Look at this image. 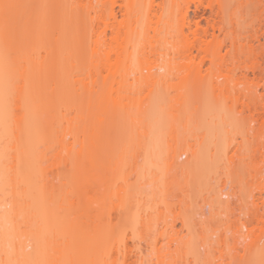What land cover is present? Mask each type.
Returning a JSON list of instances; mask_svg holds the SVG:
<instances>
[{"label": "rangeland", "instance_id": "obj_1", "mask_svg": "<svg viewBox=\"0 0 264 264\" xmlns=\"http://www.w3.org/2000/svg\"><path fill=\"white\" fill-rule=\"evenodd\" d=\"M117 1L121 2V0ZM185 2L183 0H164V2L156 0L152 6V11H154L152 13L158 16L156 14L161 11V8L166 12L172 9V13L170 12L171 14L168 16L170 21L177 22L180 20L181 6H184ZM199 2L197 4L188 3V15L194 19L193 21H198L201 26L208 27L217 18L215 16L217 0H199ZM67 4L64 0L63 10ZM117 6L115 5L116 8L119 7ZM141 8L143 9V5ZM119 11L120 8L117 10L120 20L123 12ZM253 13L250 10L247 15H244L247 16V22L243 21L242 24L245 23L246 26L238 24L243 34L240 37H244L243 40H245H241V42L252 44L258 53L264 54V27H262L264 25L258 24L257 26V14L255 13V17ZM154 15H150L151 18H149L153 24L157 21H154L157 18ZM252 16L256 18L257 22H253ZM147 18L143 16L139 21L144 23ZM140 22L139 25H142ZM251 22H253V27L248 24ZM149 23L152 24L151 21ZM241 26H245V28L243 27V29ZM209 27L208 30H211ZM236 28L238 29V27ZM216 30L214 29V31ZM149 32L152 34V31ZM216 32L215 35L218 33ZM218 35L216 42L222 38L220 37L222 34L218 33ZM220 43H223L221 45L223 53L225 48L223 46L228 41H220ZM152 58L156 59L154 56ZM157 61L153 63L160 62V60ZM138 64L139 61L134 60L130 73L127 75L126 82L131 85L140 81V79L138 82L136 81L138 73H135ZM175 71H172L171 75L163 76L154 88L156 90L152 91L151 87L149 89L142 86L143 89L138 96L137 104L123 111L110 105L113 104V97L117 95L115 88L112 90L110 86L113 84V80L118 81L119 75L114 76L106 73L95 75L94 78L98 81L93 86L92 98L90 97L93 107L90 116L86 112L89 105L86 102L89 100L85 101L84 94L80 98L78 113L80 115V118L78 117L80 132L78 131V135L90 129L91 142L88 140L90 145L84 144L85 147L77 161L78 167L75 166L77 171L74 167L69 170L65 167L66 165L62 166L63 169L58 165L59 168H57L55 162L52 163L55 161L53 155L56 146L55 148V144L51 146L52 140L50 142L49 140L56 136L53 134L57 133L55 130L57 127L53 124L52 127L55 126V129L50 127L46 121L48 116H43L45 119L39 116L42 110L44 111L43 115L44 113L48 115V104L42 103L43 101L39 103L41 95L39 89L35 91L37 94L33 93L36 99L35 103L32 100V105L36 109H34V116L31 117H36L37 122L36 125L30 126L29 130L27 128L28 131L22 130L25 132L20 135L23 136L22 140L25 137H34V145L37 144L35 151L39 161L35 160V162L37 161L35 165L37 171L34 175L38 176L33 182L37 184L34 185L38 187V191L42 195L44 194V199L41 200V210L42 213L48 215V220L44 216L45 224H41L44 234L42 257L43 255L45 258L48 256L49 259L55 257L53 252L59 248V252L56 251L58 255L55 260L62 258L65 260L64 257L67 255L58 258L60 250L63 246L67 247L71 245V242L73 243V241H70V244L66 241L65 245L59 243V241L64 242L61 240L62 237L64 240L63 235L65 234L63 233L62 237H57L54 234L52 229L55 226L53 228L54 221L51 214L58 198L69 193L66 190H70L71 193L70 187H73L69 183L65 184L70 187L62 185L64 179L61 181L60 174L64 175L65 173V180H70L69 178L75 173L76 177L73 175V179L81 177V180L77 178L80 181L78 182L80 193L78 192L79 194L76 195L79 196L76 198L70 193L67 195L70 197L72 195V199L76 198L80 204L78 211L81 210V213L86 214L85 217L84 213L82 215L83 222H85L82 227L83 225L88 227L91 230L89 234L93 232L98 234V238L95 237V239H99L100 242L93 244L95 246L96 243L97 246L98 244L103 245L102 247L98 246L101 250L96 251L94 249L97 248L91 247L93 253L91 252L89 258L92 257V260L97 251H101L105 258L109 253L107 247L111 245L108 258L104 259L102 254H98L100 263L104 264L105 260H111L110 257L116 256V261L121 258L122 262H126L125 264H264V63L253 64L251 60L244 58L242 61H235V64L229 67H215L205 59L201 63L198 73L189 78L183 79L182 74ZM104 80L106 86L100 85ZM225 82L226 84L230 82L229 87L232 93L243 94L237 104H234L232 99L227 96V92L222 91L224 89L221 87L223 84L226 85ZM155 91L159 100L156 107L149 111L153 115V117L151 115L152 123V121H146L144 115L148 110V103L154 98ZM110 97L113 99L111 100ZM183 100L186 101L185 105L180 104ZM16 101L13 102L15 105H17ZM13 103L10 104L14 108L12 105H8V112L13 109L12 111L16 113L17 106L15 107ZM45 109H48L47 112ZM11 112L7 114L9 119L6 121L7 127L12 130L18 127V130L22 129L25 120L13 122V118L8 116L12 115ZM153 118L156 119V122ZM172 131L174 132L171 133ZM173 134L178 139L186 138L192 144L194 143L199 155L198 159H203L199 160L197 165L202 168L198 169L197 167L200 172L199 176L195 175L186 179L187 183L179 168L174 169L176 165L172 163L170 165L172 158L168 149L173 142ZM84 145L80 142L77 147L80 149ZM179 155L176 158L179 165H185L190 160L189 152H181ZM229 158L232 159L229 160ZM231 160L234 163L230 162ZM228 162L232 163L231 166L228 165ZM231 167H234L232 168L233 172L229 173ZM228 169L230 170L228 171ZM68 173H71V176ZM70 181L72 184V180ZM260 184H263V187ZM4 187L6 188L4 190H8L6 186ZM68 196L67 198L71 199ZM253 206L258 208V213H261V221L257 222L251 216L252 213L249 211H253ZM261 209L262 211H260ZM32 222V217L20 219L18 229L23 237ZM243 222L250 223L248 225L250 227H243ZM77 223L79 221L74 222V224ZM72 226H74L73 230L77 229L76 225ZM85 226L84 228H86ZM239 226L242 227L238 228ZM251 227L254 228L253 232L250 233V237H247L248 229ZM67 229H69L68 226ZM82 231L85 232L83 228ZM95 233H93V237ZM99 233L102 238L99 237ZM76 236L73 237V240L77 238ZM76 240L74 241H81L78 238ZM83 240L85 241V238ZM30 242L31 240H25L28 250L33 249L29 245ZM75 242L73 245L77 249H73L71 246L67 247L68 251H65L70 256H68L70 258L68 264H81L86 256L84 249L88 247L80 246L81 243L79 245ZM101 242L103 243L101 244ZM64 247L63 250H65ZM78 247H84V249L80 250ZM111 251H113L112 255ZM86 257L88 258V256ZM63 259L60 260L61 264H66ZM117 262L119 264L121 261ZM108 263L110 264L109 261Z\"/></svg>", "mask_w": 264, "mask_h": 264}, {"label": "bare ground", "instance_id": "obj_2", "mask_svg": "<svg viewBox=\"0 0 264 264\" xmlns=\"http://www.w3.org/2000/svg\"><path fill=\"white\" fill-rule=\"evenodd\" d=\"M93 1L66 0L68 4L63 10L62 4L64 0H0V264H61L63 258L58 259L59 261L61 260L60 262L55 260L59 252V243L63 245L66 244V241L68 244H70V241L74 243V240L77 238L79 241L81 238H85V241L82 239L80 242L75 243H81V245L79 244L80 246L88 247H85L86 249H84V247H78L80 250H86L85 252L88 258L85 256V261L83 260L84 264H99L101 262L99 261L100 256L98 254L101 255L102 252L97 251L96 254L95 251L99 250L103 245L98 244L100 247L97 246L100 240L95 239V237L98 238V234L92 231L96 234H94L93 237V233L89 234L91 230L88 227L85 225L82 227V224L85 223L82 217L84 212L81 213V210L78 211L80 209V204L76 198L79 195L76 194L80 193V189L78 188L80 185L78 182L80 181H78V179L81 177L79 176L80 178L77 177L78 179H73L74 176L76 177V175H74L75 173H73L74 176L72 175V179L69 178L72 180V184H70L71 181L68 179L65 180V173L62 172V170L61 172L64 173V175L60 174L61 181L64 179L62 185H73V187L69 186L71 193L70 190L66 191L73 196L75 195L76 200L72 199V195L71 197L68 196L69 193L58 198V202H55V207L53 206V215L51 214V218H53L52 220L54 221L53 228L55 226L52 230L57 237H60L64 233L65 235L63 236L69 240L65 238L63 240L61 236V241L64 242L61 243L59 241V243H57L58 250L53 252L55 257L49 256L52 260L51 258L49 259L48 256L47 258H45L44 255V258L42 257L43 253L41 249L43 246L42 239L44 234L41 224L44 223L45 218L48 220V215L42 213L41 210V200L42 198L44 199V194L42 195L41 192L38 191V187L35 186L37 184L33 182L36 180L35 177L38 176H35L37 171V169H35L37 167L35 166L37 162H35L37 159L35 148H37V144L34 145V137L29 136L30 138L25 137L22 140L21 138L23 136L20 135L22 132L28 131L30 126L36 125V117H31L34 116V109H36L32 105L33 101L36 99L34 97L35 91L39 89L41 92V95L39 94V103L43 101L42 103L48 104L47 108L49 109H45L46 112L48 110V115H45V113L43 115L44 111L42 110L39 116H42V119L44 118L43 116H48L46 121L49 123L50 127L52 129H55V126L57 127V129H55L57 133L54 132L53 134V136H56L49 140V142L52 140L51 142L53 144L50 143L51 146L54 144V148L56 146L53 155L55 161H52V163L55 162L56 165H53L57 168L61 166L62 169V166L66 165L65 167L71 170L73 167L74 169L78 167L77 161L78 158L80 159L79 156L82 153L83 147H85L86 143L90 145L89 143L91 142L90 129L85 130L86 132L84 131L81 135L79 134L82 137L78 135L80 132L78 124L80 115L78 113L80 98L83 94L85 95L83 96V98L85 97V101H87V99L89 100L87 101L88 103L86 102L87 105L89 104L86 108V112L90 116L93 111L91 104L92 90L94 88L93 86H95L98 81L94 78L95 75L103 73L114 76L119 75L118 81L113 80V84L111 86L109 85L110 89L112 88V90H114L115 88V92L117 93L116 97H113L114 99L110 97L111 100L113 99V102L111 101L113 104L110 105L112 107L114 106L117 110L123 111L137 104L138 96L143 89L142 86L144 88L148 87L149 89L151 87L152 91L156 90L154 88H156L161 78L166 75H171V72L174 70H176L175 72H180L183 79L189 78L198 73L200 65L205 59L215 67H229L234 65L235 61H242L244 58L251 60L253 64L259 65L264 63L263 53H258L257 50L252 47V44L243 43L245 40H243V36V38L240 37L242 30L238 26V24L241 25L243 21L245 23L247 22V16L244 15H247L250 10L254 12V16L257 14L258 22L255 18L256 16L254 18L252 16L253 22H257V26L258 24L264 25V0H217L216 12H214L218 20L217 18L214 19L211 23L212 25L210 24V27L208 26L211 30H208L206 25H204V27L201 26L198 21H193L194 19L190 18L188 15V3L193 2L197 4L200 3L199 0H185L186 2L183 0L185 5L183 4L184 6H181L182 9L179 14L181 15L180 20L178 19L179 21H175L176 24L170 21L171 19L169 16L172 13V9L166 12V10L164 11V9L161 8V11L158 12L159 14H156L158 16L152 13L154 12L152 11V6L156 3V0H121L120 3H118L117 0ZM161 2H164V0H161ZM115 5L119 7L117 6L118 8H116ZM141 5H143V9ZM119 8V12H123L122 19L120 20L117 14ZM196 8H198V6H196ZM150 15L157 17L154 20L157 21H153L154 24L152 20L149 19L151 18ZM143 16H146V18L148 17L146 19L147 21H145L146 25L145 22H140ZM239 19L241 20L239 21ZM149 20L153 25L149 23ZM216 20L217 22L215 23ZM139 22L142 25L144 24V26L139 25ZM253 22L248 24L252 25ZM246 25L247 24H245V26ZM245 26L243 27L245 28ZM243 27L241 26V28ZM259 28L261 29V27ZM214 29H217L216 31L222 34L220 36L222 37L220 38L221 40L219 39L221 42L228 41V43L223 46L225 47L223 53L221 52V45L223 43H220V41H217L219 43L216 42L219 35ZM149 31H152V34H150ZM215 32L217 35H215ZM241 40L243 41L241 42ZM151 55L156 59L152 58ZM150 58L153 61H151ZM134 60L139 61L135 73H138V77L141 76L142 79L136 77V81L138 82L139 79L140 81L135 85H131V83H127L126 81L127 75L130 73L131 64ZM156 60H160V62L157 61L158 63H153L154 61L156 62ZM229 60L230 62H228ZM100 85L106 86V81H102ZM223 85L221 88L224 90L222 91L227 92V96L232 99L234 104H237L243 94L239 92L232 93L229 87L230 82H227L224 87ZM155 95L148 103V110L144 115L145 120L148 122L152 121V114L149 113V111H151V108L156 107L155 105L159 100L156 91ZM10 97L12 100L11 102ZM37 97L39 98V96ZM14 99L17 100V105L14 104ZM29 102H31V105ZM10 103H13L15 107L17 106L16 113L12 111V108V112H8V105ZM180 104L185 105L186 101L183 100ZM11 105L12 104H10V106ZM10 112L12 115L8 116L13 118V122L25 120L22 129L18 130V127L12 130L7 127L6 121L9 120L7 114H10ZM154 120L156 122V119ZM52 124L55 126L52 127ZM173 132L174 131L171 133ZM173 136V142H171L172 144L169 145L170 148L168 149V151L170 150L172 158L170 159L172 161L170 165L172 163L177 166H175L174 169L179 168L185 181L195 175L199 176L200 172H198V169L200 166L197 165L198 161L203 159H198L197 156L199 155L194 143L192 144L186 138L178 139L175 134H173ZM80 142L83 145L85 144L80 147L81 151L79 147H77ZM181 152H189L191 155L190 160L185 163V165H179L176 160ZM35 155L36 157H34ZM168 155L170 156V154ZM230 159L232 158H229V160ZM230 162H232V160ZM230 164L228 162L229 166H231ZM234 167H231V170L228 169V171L230 170L229 173L233 172L232 168ZM68 174L71 176V173ZM196 179L199 180L197 177ZM193 180H195V178ZM65 183H69V185ZM21 184L22 186H20ZM262 185L263 184H260L261 187H263ZM4 186L8 188L9 192L8 190H4ZM117 193L118 191L116 195ZM67 196L71 199L67 198ZM255 206H257V204H255ZM253 208V211H249L252 213L251 216H253L257 222L261 221V213H258V208L254 206ZM260 211H262V209ZM85 215L84 213V217ZM44 216L46 217L44 218ZM25 217H32L33 222L29 224V228L24 235L25 237H23L18 229V225L20 219H24ZM78 221L79 223L74 224V222L76 223ZM246 223L243 222V227H250L248 226L250 223ZM72 225H76L77 229L75 228L76 230H73L72 227L74 226ZM67 226L69 229H72L69 231ZM84 226L86 228H84ZM240 227L242 226L238 228ZM82 228L85 232L82 231ZM253 229V227L248 229L247 237L251 236L250 233L253 232ZM239 230L238 233H240ZM100 235L99 233V237L102 238V235ZM75 236L77 238L73 240ZM25 240H31L29 245L33 248L32 250L27 249L28 244H25ZM95 242H97L96 246L93 244ZM73 243L71 242V245L67 244V247L69 248L72 246L73 249H77L74 247ZM102 243L103 242H101V244ZM109 246L110 247H107V249L112 248L111 245ZM63 247L60 250V256H58V258H61L62 255V257L67 255L64 257L65 260L63 259V261L68 264L67 262H70L68 260L70 259L68 258L69 254L65 253V251H68V248L65 245L66 248L64 247L65 250H63ZM91 247L97 248L94 249V254L96 255L93 254L95 257H93V260L92 257L89 258L93 253ZM103 248L105 249V247ZM123 248L124 247H122V249ZM109 249L108 251L110 253ZM113 251H111V255ZM109 253H107L105 258H108ZM115 257L113 258L112 256L110 257L111 260L108 259L110 264H117V261H121L119 264L124 263L121 258V260L119 259L116 261ZM121 257H123V255H121ZM103 258L102 261H104ZM117 258H119V256H117ZM124 258L126 257L124 256ZM83 261L81 264H83ZM108 261L105 260L104 264L106 262V264H109ZM135 262L137 263V260Z\"/></svg>", "mask_w": 264, "mask_h": 264}]
</instances>
